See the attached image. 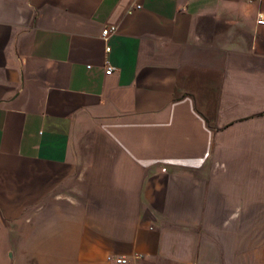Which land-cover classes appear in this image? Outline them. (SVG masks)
Returning a JSON list of instances; mask_svg holds the SVG:
<instances>
[{"label":"crops","instance_id":"0c3cea01","mask_svg":"<svg viewBox=\"0 0 264 264\" xmlns=\"http://www.w3.org/2000/svg\"><path fill=\"white\" fill-rule=\"evenodd\" d=\"M261 13L0 0V264H264Z\"/></svg>","mask_w":264,"mask_h":264},{"label":"built area","instance_id":"2783aa9c","mask_svg":"<svg viewBox=\"0 0 264 264\" xmlns=\"http://www.w3.org/2000/svg\"><path fill=\"white\" fill-rule=\"evenodd\" d=\"M247 2H251L252 0H246ZM136 8H139L140 6L137 5L135 6ZM256 24L258 25H264V14H258L257 18H256ZM115 31L114 27H106L105 29L102 30V37L104 40L107 39V37ZM110 50L109 46L105 47V51L108 52ZM114 67L109 63L108 60H105V74H111L114 71ZM108 260H113L115 263L118 264H126L127 263V259L124 257H112V256H107Z\"/></svg>","mask_w":264,"mask_h":264}]
</instances>
